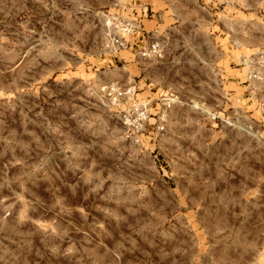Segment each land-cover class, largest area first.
Wrapping results in <instances>:
<instances>
[{
    "label": "rangeland",
    "instance_id": "374dc122",
    "mask_svg": "<svg viewBox=\"0 0 264 264\" xmlns=\"http://www.w3.org/2000/svg\"><path fill=\"white\" fill-rule=\"evenodd\" d=\"M0 264H264V0H0Z\"/></svg>",
    "mask_w": 264,
    "mask_h": 264
},
{
    "label": "built area",
    "instance_id": "2783aa9c",
    "mask_svg": "<svg viewBox=\"0 0 264 264\" xmlns=\"http://www.w3.org/2000/svg\"><path fill=\"white\" fill-rule=\"evenodd\" d=\"M157 47H156V45L155 44H151L149 47H148V49L145 51V52H143V56L144 57H151L154 53H156V49ZM112 89H117V88H112ZM113 93H116V91H112Z\"/></svg>",
    "mask_w": 264,
    "mask_h": 264
}]
</instances>
